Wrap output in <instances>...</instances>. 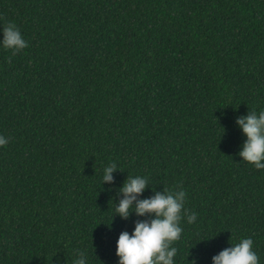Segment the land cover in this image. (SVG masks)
I'll return each instance as SVG.
<instances>
[{"label":"trees","instance_id":"1","mask_svg":"<svg viewBox=\"0 0 264 264\" xmlns=\"http://www.w3.org/2000/svg\"><path fill=\"white\" fill-rule=\"evenodd\" d=\"M8 22L28 46L0 47V264H117L145 218L115 215L128 175L140 198L186 190L175 264L249 236L264 264V170L236 124L264 109V0H0Z\"/></svg>","mask_w":264,"mask_h":264},{"label":"clouds","instance_id":"2","mask_svg":"<svg viewBox=\"0 0 264 264\" xmlns=\"http://www.w3.org/2000/svg\"><path fill=\"white\" fill-rule=\"evenodd\" d=\"M0 32L3 33L0 47L18 52L28 46L15 23L8 22L0 28ZM236 124L246 137L238 155L255 169L264 170V109L237 116ZM9 140L10 137L0 133V147L7 145ZM117 168L115 162L105 165L102 183H112ZM148 185L146 176L128 175L119 189L123 195L116 202L115 215L127 219L134 212L138 217L145 218L137 219L131 232H120L116 241L117 264H175L177 248L173 242L179 240L183 232L181 220L186 219L188 223L196 220L197 214L185 207L187 193L183 187L165 188L163 191L154 189V195L140 198ZM212 262L260 264V256L249 236L223 248L212 257ZM72 264H88L85 252L77 251Z\"/></svg>","mask_w":264,"mask_h":264}]
</instances>
